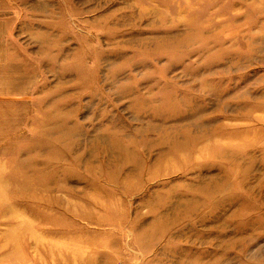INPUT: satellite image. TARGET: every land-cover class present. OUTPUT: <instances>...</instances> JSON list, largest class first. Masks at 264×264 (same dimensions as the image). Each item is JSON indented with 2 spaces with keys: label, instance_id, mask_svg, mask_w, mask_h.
I'll return each mask as SVG.
<instances>
[{
  "label": "rangeland",
  "instance_id": "374dc122",
  "mask_svg": "<svg viewBox=\"0 0 264 264\" xmlns=\"http://www.w3.org/2000/svg\"><path fill=\"white\" fill-rule=\"evenodd\" d=\"M0 264H264V0H0Z\"/></svg>",
  "mask_w": 264,
  "mask_h": 264
},
{
  "label": "bare ground",
  "instance_id": "6f19581e",
  "mask_svg": "<svg viewBox=\"0 0 264 264\" xmlns=\"http://www.w3.org/2000/svg\"><path fill=\"white\" fill-rule=\"evenodd\" d=\"M12 259H13V257H12Z\"/></svg>",
  "mask_w": 264,
  "mask_h": 264
}]
</instances>
